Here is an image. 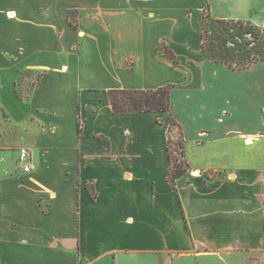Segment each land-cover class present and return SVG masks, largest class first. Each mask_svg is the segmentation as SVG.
I'll return each instance as SVG.
<instances>
[{
  "label": "crops",
  "instance_id": "0c3cea01",
  "mask_svg": "<svg viewBox=\"0 0 264 264\" xmlns=\"http://www.w3.org/2000/svg\"><path fill=\"white\" fill-rule=\"evenodd\" d=\"M206 13L264 29V0H0V264H264V60H202Z\"/></svg>",
  "mask_w": 264,
  "mask_h": 264
},
{
  "label": "trees",
  "instance_id": "16d2710c",
  "mask_svg": "<svg viewBox=\"0 0 264 264\" xmlns=\"http://www.w3.org/2000/svg\"><path fill=\"white\" fill-rule=\"evenodd\" d=\"M71 17V14H70ZM73 23V17H71ZM202 42L200 58L211 60L227 66L231 70H242L257 61L264 60V29L242 20L213 19L208 13L202 19ZM249 39H246V38ZM163 55L177 62L174 54L165 45L160 46ZM172 86L156 90H110V104L115 113L129 112H167L170 109V91ZM172 127L180 129L177 122L168 118V183L173 186L175 181L189 170L186 161H180L172 148L170 133ZM78 133H81V123L78 122ZM180 135V133H179ZM180 153L184 156V144L178 141ZM184 158V157H183ZM92 198L93 187L87 186Z\"/></svg>",
  "mask_w": 264,
  "mask_h": 264
},
{
  "label": "built area",
  "instance_id": "2783aa9c",
  "mask_svg": "<svg viewBox=\"0 0 264 264\" xmlns=\"http://www.w3.org/2000/svg\"><path fill=\"white\" fill-rule=\"evenodd\" d=\"M258 136H259V138L263 137V134L260 133ZM29 158H30V156H29V151L27 148H20L18 150V162L21 166L22 173H29L31 170Z\"/></svg>",
  "mask_w": 264,
  "mask_h": 264
},
{
  "label": "rangeland",
  "instance_id": "374dc122",
  "mask_svg": "<svg viewBox=\"0 0 264 264\" xmlns=\"http://www.w3.org/2000/svg\"><path fill=\"white\" fill-rule=\"evenodd\" d=\"M246 39H249V38L247 37ZM20 89L22 90V88H20ZM24 94H25V92H24ZM179 133H180L179 129H177L175 127H172V132L170 134V138H171L172 148L175 150L176 156L178 157V159L180 161H183L184 158H183V155L180 153V148H179V145H178V141L180 139Z\"/></svg>",
  "mask_w": 264,
  "mask_h": 264
}]
</instances>
